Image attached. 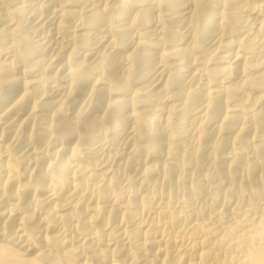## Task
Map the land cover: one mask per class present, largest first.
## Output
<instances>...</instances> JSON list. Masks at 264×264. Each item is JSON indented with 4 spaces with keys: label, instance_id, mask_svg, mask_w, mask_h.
Listing matches in <instances>:
<instances>
[{
    "label": "bare ground",
    "instance_id": "6f19581e",
    "mask_svg": "<svg viewBox=\"0 0 264 264\" xmlns=\"http://www.w3.org/2000/svg\"><path fill=\"white\" fill-rule=\"evenodd\" d=\"M30 1L0 0V264H264V0ZM216 169L261 211L194 209Z\"/></svg>",
    "mask_w": 264,
    "mask_h": 264
},
{
    "label": "rangeland",
    "instance_id": "374dc122",
    "mask_svg": "<svg viewBox=\"0 0 264 264\" xmlns=\"http://www.w3.org/2000/svg\"><path fill=\"white\" fill-rule=\"evenodd\" d=\"M24 1V0H23ZM28 2L29 4L31 3V1L30 0H25V2ZM260 1H262V0H260ZM24 2V3H25ZM23 3L24 5H29L28 3ZM34 2V1H33ZM36 2V1H35ZM22 5V4H21ZM46 15V14H45ZM44 15V16H45ZM43 16V19H45V17ZM34 19H30L29 21H30V24L32 25V26H35V27H33V29H32V31L30 32L32 35H30V36H32V37H36L35 39L37 40H42V42H45V40H43V37H45V39H47V37H48V40H46V43L45 44H47V46L50 44V42L52 43L53 41H52V37H51V28L52 27H49L48 25H50L51 26V24L50 23H47L48 22V20H46V21H41V20H38V21H41V23L39 22V24H38V21H33ZM32 22H34L35 24H32ZM37 22V23H36ZM44 23V24H43ZM40 25V26H39ZM47 25V27H45ZM36 26L38 27L39 26V29L38 28H36ZM45 27V29H41V28H44ZM36 30H35V29ZM33 30H34V32H33ZM39 30V31H38ZM40 30H43V31H40ZM78 30H80V29H78ZM36 31H38V32H36ZM47 32V33H46ZM99 33V32H98ZM97 33V34H98ZM100 34V33H99ZM98 34V35H99ZM43 35H45V36H43ZM47 35V36H46ZM48 35H50V37L48 36ZM40 37V38H39ZM48 42V43H47ZM51 45V44H50ZM49 45V46H50ZM83 52H85V51H81V55H82V53ZM85 53H87V52H85ZM85 53H83V54H85ZM80 54V53H79ZM78 54V56H80ZM47 60H49V62H53L54 61V66H56L57 65V67H59V66H61L62 64H63V62L62 61H56V60H54L53 59V56L51 55V54H49L48 56H47ZM76 58L73 60V63H76ZM78 60V59H77ZM55 62H57V63H55ZM60 62V63H59ZM59 64V65H58ZM65 146H70L69 144H64ZM112 152H110L109 151V149H104V150H101V151H99L97 154H95V156H92V159L91 158H87V159H83L82 160V162H84V163H86L87 165H90L92 168H96L97 170H99V169H101L102 167H108V168H110L111 170H115V171H119V167H120V164H121V160H119V159H110L109 158V156H110V154H111ZM97 161H96V160ZM98 159H100V161L98 160ZM87 160V161H86ZM105 160V161H104ZM101 161H102V163H101ZM92 162V163H91ZM98 162H100L99 164H98ZM93 164V165H92ZM219 171H220V173H219ZM217 175H218V182L219 183H222L223 185H217V184H214V185H211V184H205V189H206V191H205V194H204V197H201V198H196L192 193H187V194H189L188 196V198L189 199H191V204H192V207L194 208V209H200V208H202V209H205L206 211H210V210H215L216 209V211L217 210H222V209H224V210H226L227 211V213H228V217H227V219H226V222H228V223H235V222H237V221H239V220H241V219H244V218H246V217H248V216H254L255 215V212L259 209V207H261V203H263L262 201H259V200H257L255 203H254V206H251V205H249V202L247 201V199H245L243 196H241V194H240V192H238V190H239V182H240V180H239V178H236V179H231V178H227L226 177V175L225 174H223V172H222V170H219V169H216L215 171H214ZM132 173L133 174H131V172H128V173H125V178L127 177V176H134L135 174H136V172L134 171H132ZM224 178H226V179H224ZM238 182V183H237ZM216 186H218V187H216ZM235 186H237V187H235ZM228 187H231V188H234V189H236L235 191V193L232 195V200H230V201H228L227 199H226V195H225V192H226V189L228 188ZM209 188V189H208ZM214 188H216L215 190H214ZM251 189H252V187H251ZM251 189H249V188H247V193L249 192H251L252 190ZM184 190H186L187 192L189 191L188 190V188H184ZM183 190V188H178L177 190H176V192L178 193V195H183V193H185V191ZM213 191H217L218 192V194H219V197H220V201L218 202L219 204H217L216 206H213L212 205V203H211V198H212V193H213ZM187 196V195H186ZM203 198V199H202ZM195 199L196 200H198L197 202H198V205H197V203L196 202H194L195 201ZM201 199H202V201H201ZM200 201V202H199ZM206 201V202H205ZM242 201V202H241ZM245 201V202H244ZM245 204H244V203ZM261 202V203H260ZM201 203V204H200ZM200 204V205H199ZM203 204V206H201ZM208 204V205H207ZM182 206L183 205H181L180 206V208H179V206H178V209H183L182 208ZM198 206V207H197ZM205 206H207V207H205ZM212 207H213V209H212ZM252 207V208H251ZM248 208V209H247ZM250 209V210H249ZM246 210H249V211H246ZM261 211V209H259L257 212L259 213ZM256 212V214H258ZM234 214V215H233ZM220 224V223H219ZM218 224V227L220 228V230L221 231H223V229H225V225H223V224H221V225H219ZM217 225V224H216ZM222 227V228H221Z\"/></svg>",
    "mask_w": 264,
    "mask_h": 264
}]
</instances>
